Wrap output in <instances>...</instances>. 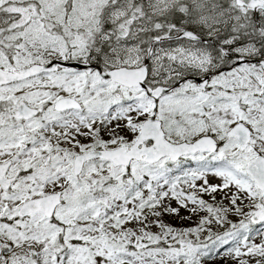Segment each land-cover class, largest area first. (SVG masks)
Instances as JSON below:
<instances>
[{
    "label": "snow or ice",
    "instance_id": "obj_1",
    "mask_svg": "<svg viewBox=\"0 0 264 264\" xmlns=\"http://www.w3.org/2000/svg\"><path fill=\"white\" fill-rule=\"evenodd\" d=\"M0 264H264V0H0Z\"/></svg>",
    "mask_w": 264,
    "mask_h": 264
}]
</instances>
